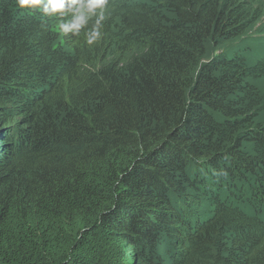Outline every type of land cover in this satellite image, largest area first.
<instances>
[{"label": "trees", "instance_id": "trees-1", "mask_svg": "<svg viewBox=\"0 0 264 264\" xmlns=\"http://www.w3.org/2000/svg\"><path fill=\"white\" fill-rule=\"evenodd\" d=\"M106 17L0 0V264H264V0Z\"/></svg>", "mask_w": 264, "mask_h": 264}, {"label": "clouds", "instance_id": "clouds-1", "mask_svg": "<svg viewBox=\"0 0 264 264\" xmlns=\"http://www.w3.org/2000/svg\"><path fill=\"white\" fill-rule=\"evenodd\" d=\"M110 0H16L21 10L42 11L46 17H59L58 30L64 35L79 36L85 31L89 46L97 43L102 35ZM92 22L91 27L87 26Z\"/></svg>", "mask_w": 264, "mask_h": 264}, {"label": "rangeland", "instance_id": "rangeland-1", "mask_svg": "<svg viewBox=\"0 0 264 264\" xmlns=\"http://www.w3.org/2000/svg\"><path fill=\"white\" fill-rule=\"evenodd\" d=\"M258 28V30H256ZM248 44L253 53L254 61L264 59V17L262 23L257 25L250 34H248Z\"/></svg>", "mask_w": 264, "mask_h": 264}, {"label": "bare ground", "instance_id": "bare-ground-1", "mask_svg": "<svg viewBox=\"0 0 264 264\" xmlns=\"http://www.w3.org/2000/svg\"><path fill=\"white\" fill-rule=\"evenodd\" d=\"M113 2V0H110V3H112ZM127 3V2H126Z\"/></svg>", "mask_w": 264, "mask_h": 264}]
</instances>
